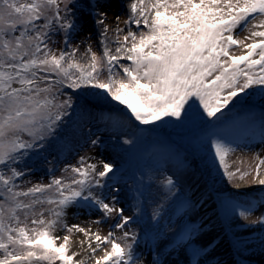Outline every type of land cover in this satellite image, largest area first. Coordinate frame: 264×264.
<instances>
[{"label": "snow or ice", "instance_id": "6c2138e0", "mask_svg": "<svg viewBox=\"0 0 264 264\" xmlns=\"http://www.w3.org/2000/svg\"><path fill=\"white\" fill-rule=\"evenodd\" d=\"M70 3L0 0V264H87V259L93 264H144L134 247L136 233L124 231L133 217L117 207L112 189L111 202L101 192L107 187L102 178L112 173L113 164L100 161L99 170L97 163L81 157L79 166L64 169L73 174L70 179L53 176L27 188L19 183L28 175L27 167L19 165L58 138L73 107L71 96L60 99L64 90L87 89L124 106L117 122L134 118L140 125L201 124L202 139L223 174L232 180L240 173L244 179L247 173L229 170L227 157L234 151V136L245 126L237 115L242 94L264 95V0H133L124 23L135 30L129 27L121 37L124 30L117 24L111 39L107 14L98 11L104 39L99 55L91 46L86 49L87 63L76 58L79 49L69 41L76 28ZM237 29L248 31L246 39L234 35ZM60 32L64 46L57 52L50 43ZM234 46L242 54L232 51ZM259 167L255 183L264 185ZM161 184L165 195L175 188L171 176ZM79 205L101 210L105 219L115 214L119 222L112 227L121 229L122 236L68 226L67 210ZM161 207L154 210L153 220ZM230 207L246 217L256 205L232 202ZM258 220L264 224V214ZM58 226L67 234L61 235ZM74 231L85 237L78 246L87 242V259L72 250Z\"/></svg>", "mask_w": 264, "mask_h": 264}, {"label": "rangeland", "instance_id": "374dc122", "mask_svg": "<svg viewBox=\"0 0 264 264\" xmlns=\"http://www.w3.org/2000/svg\"><path fill=\"white\" fill-rule=\"evenodd\" d=\"M132 2L71 0V19L76 28L69 41L78 47L76 58L80 62L90 59L86 52L89 46L100 54L99 41L104 37L103 25L96 22L100 18L98 11L107 14L109 39L117 24L124 30L121 37L129 27L135 30L134 25L126 27L124 23ZM234 35L246 39L248 31L237 29ZM63 39L62 32L53 34L55 43L50 47L58 52L64 46ZM111 46L114 49L115 45ZM232 51L242 54L244 50L234 46ZM64 91L60 99L71 96L73 107L61 122L58 138L19 165L21 170H28V175L19 181L21 187L48 183L53 176L70 179L73 174L64 169L79 166L81 157L86 158V163H94L97 157L99 170L100 161L114 165L112 173L102 178L107 187L101 192L108 194L106 202H111L112 189L118 196L117 207H123L125 215L133 217L124 231L136 233L134 247L144 264H154L157 259L162 264H264V224L258 220L264 214V185L255 183L257 165L264 178V95L250 91L241 96L237 115L244 118L245 126L234 136V151L227 163L230 171L239 169L247 175L240 179L237 173L229 180L202 139L201 124L140 125L134 118L117 122V113L124 106L102 99V94L92 90ZM94 139L98 141L96 145L91 143ZM125 140L134 143L125 144ZM168 176L173 178L175 188L165 195L161 181ZM141 191L144 195H139ZM232 202L245 206L251 202L256 208L241 217L231 210ZM158 205H162L160 215L153 220ZM97 220L101 223H94ZM80 222L93 225L101 235L111 230L116 238L122 236L121 229L112 227L119 222L115 214L105 219L96 208L70 207L65 223L71 226ZM57 231L67 234L59 226ZM196 252L199 255H194Z\"/></svg>", "mask_w": 264, "mask_h": 264}, {"label": "bare ground", "instance_id": "6f19581e", "mask_svg": "<svg viewBox=\"0 0 264 264\" xmlns=\"http://www.w3.org/2000/svg\"><path fill=\"white\" fill-rule=\"evenodd\" d=\"M119 1H122V0H119ZM124 1H126V0H124ZM263 103H264V101H263ZM97 160L98 159L96 157V159L93 160L94 163H96ZM68 212L70 213V211H68ZM77 224H79L81 227H85V228L91 229L93 232L97 231L96 228L93 225H91V224H87L85 222H80V223H77ZM72 237H73V249L72 250L79 252L80 255H79L78 258L87 259L88 255H89V253L86 250V243L87 242L85 241V245L83 247L78 246L80 240H85L84 235L82 233H76L74 231V234L72 235ZM98 254H102V252L98 250ZM87 264H93V261L91 259H87Z\"/></svg>", "mask_w": 264, "mask_h": 264}]
</instances>
